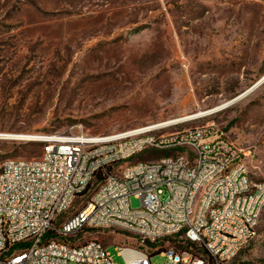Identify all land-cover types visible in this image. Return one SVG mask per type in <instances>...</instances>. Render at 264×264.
<instances>
[{"label": "rangeland", "instance_id": "obj_1", "mask_svg": "<svg viewBox=\"0 0 264 264\" xmlns=\"http://www.w3.org/2000/svg\"><path fill=\"white\" fill-rule=\"evenodd\" d=\"M263 76L264 0H0V166L41 154L40 144L4 135L98 136L155 125L233 100ZM206 122L242 152L250 180L264 181V83L176 128ZM168 154L146 150L119 168ZM74 241L107 247L113 264H123L116 245L138 243L107 229H85ZM249 263L264 264V208L233 261Z\"/></svg>", "mask_w": 264, "mask_h": 264}, {"label": "built area", "instance_id": "obj_2", "mask_svg": "<svg viewBox=\"0 0 264 264\" xmlns=\"http://www.w3.org/2000/svg\"><path fill=\"white\" fill-rule=\"evenodd\" d=\"M184 123L26 139L41 145L40 157L0 166V264H113L100 243H75L85 229L133 236L136 245H116L123 264H153L154 256L162 264H233L255 235L264 181L250 180L242 152L217 124L176 128ZM146 150L169 154L120 170ZM166 238L191 247L145 249Z\"/></svg>", "mask_w": 264, "mask_h": 264}, {"label": "bare ground", "instance_id": "obj_3", "mask_svg": "<svg viewBox=\"0 0 264 264\" xmlns=\"http://www.w3.org/2000/svg\"><path fill=\"white\" fill-rule=\"evenodd\" d=\"M37 82L38 81H32L31 84H34ZM38 90H41V89L38 88ZM242 99H243V97L240 96V97L234 98L233 100L226 101V102L218 105L217 107H215L213 109L187 114V115H184L182 117H178L175 119H170V120H167L164 122H160V123H158V125L164 127V126H168V125H172V124L189 122V121L197 120L199 118L208 117V116H211V115H213V114H215L221 110L227 109V108L235 105L236 103H238ZM4 136H9V137L17 138V139H22V140H26L28 138H35V139L39 138V135H26V136H24V135H4Z\"/></svg>", "mask_w": 264, "mask_h": 264}, {"label": "water", "instance_id": "obj_4", "mask_svg": "<svg viewBox=\"0 0 264 264\" xmlns=\"http://www.w3.org/2000/svg\"><path fill=\"white\" fill-rule=\"evenodd\" d=\"M262 83H264V76L258 80L252 87H250L248 90H246L245 92L241 93L239 96L237 97H246L248 94H250L254 89H256L257 87H259ZM236 97V98H237Z\"/></svg>", "mask_w": 264, "mask_h": 264}, {"label": "trees", "instance_id": "obj_5", "mask_svg": "<svg viewBox=\"0 0 264 264\" xmlns=\"http://www.w3.org/2000/svg\"><path fill=\"white\" fill-rule=\"evenodd\" d=\"M170 239L171 238H166L165 240H170ZM190 247H191V245L185 241H182L179 243V249L188 250ZM161 251H162V249H157L155 251H150V253L157 254V253H160Z\"/></svg>", "mask_w": 264, "mask_h": 264}]
</instances>
